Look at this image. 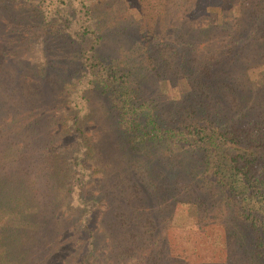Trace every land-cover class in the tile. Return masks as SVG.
<instances>
[{"label":"rangeland","instance_id":"1","mask_svg":"<svg viewBox=\"0 0 264 264\" xmlns=\"http://www.w3.org/2000/svg\"><path fill=\"white\" fill-rule=\"evenodd\" d=\"M89 8L102 37L100 50L121 66L127 57L140 59L138 49L123 34L110 31L133 21L163 32L170 13L178 19L185 11L179 0H90ZM206 9L217 10L218 3L209 0ZM206 23L204 17L194 20L197 27ZM256 44L264 54V38ZM256 63L250 60L244 67ZM207 65L208 58L201 57L182 70L198 71ZM75 68L74 48L55 26L42 22L26 2L0 0V215L12 216L14 193L26 203H36L31 198L35 188L48 197V210L56 216L50 225L47 221V230L41 229L40 241L35 237L27 250H17L21 261L16 263L76 264V255L83 251L85 213L62 192L71 175L68 159L75 150L88 166L83 188L99 198L88 219L98 252L85 264H163L158 256L161 233L165 251L187 264L223 263L229 251L221 224L198 226L205 222L202 216L187 208L199 199L197 191L205 189L197 175L198 159L181 153L182 148H142L132 154L113 128L106 96L83 87ZM167 71L178 73L172 58L167 59ZM137 74L140 90L168 96L166 75ZM176 82L177 78L172 80ZM76 113L83 142L67 129ZM171 169L173 174L167 172ZM214 189L209 201L219 204ZM146 192L153 195L151 201H144ZM12 224L7 220L0 230L4 255L12 253L15 244L9 239Z\"/></svg>","mask_w":264,"mask_h":264},{"label":"trees","instance_id":"2","mask_svg":"<svg viewBox=\"0 0 264 264\" xmlns=\"http://www.w3.org/2000/svg\"><path fill=\"white\" fill-rule=\"evenodd\" d=\"M16 1L32 6L42 22L55 26L72 44L79 82L106 96L111 123L127 150L134 154L142 148H182L181 153L198 159L197 175L205 189L197 191L199 199L190 201L187 208L202 216L205 222L198 226L221 224L229 255L217 264H264V54L256 44L264 38V0H214L218 9L210 11L206 9L209 0H179L185 11L178 19L170 13L163 32L150 31L149 23L142 26L133 21L110 31L111 35L123 34L138 49L135 54L140 59L127 57L122 66L100 50L102 37L91 15L90 0ZM199 17L207 19L206 26L194 25ZM149 20L155 24L157 18ZM201 57L208 58L206 68L182 70ZM169 58L174 60L177 74H168ZM250 60L257 63L244 67ZM138 72L166 75L168 96L140 90ZM175 78L177 84L172 83ZM79 118L74 114L67 129L83 142ZM67 167L71 175L62 192L85 213L83 251L76 255V264H85L98 252L88 219L99 198L83 188L88 166L80 151L69 156ZM167 172L174 173L172 169ZM211 188H215L219 204L209 201ZM31 192L36 203H26L14 193L12 216L5 219L0 215V230L11 220L12 235L8 236L15 241L8 255L0 247V264H18L21 256L17 250H27L35 237L40 241L41 229L47 230V221L50 225L56 217L48 210V197L35 188ZM143 198L151 201L153 195L146 192ZM165 243L161 233V263L187 264L165 251Z\"/></svg>","mask_w":264,"mask_h":264}]
</instances>
